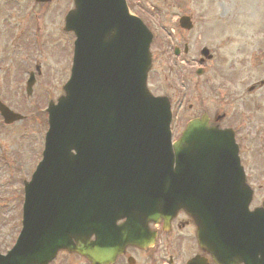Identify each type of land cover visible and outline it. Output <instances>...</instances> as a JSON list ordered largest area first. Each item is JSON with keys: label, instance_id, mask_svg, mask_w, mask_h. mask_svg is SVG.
<instances>
[{"label": "water", "instance_id": "water-1", "mask_svg": "<svg viewBox=\"0 0 264 264\" xmlns=\"http://www.w3.org/2000/svg\"><path fill=\"white\" fill-rule=\"evenodd\" d=\"M75 5L67 18V30L77 36L72 76L49 111L44 158L25 185L23 229L0 264H49L61 250L106 264L117 253L109 248L106 230L123 217L119 209L127 200L153 206L155 215L142 213L145 220L169 221L190 196L189 163L195 168L191 178L210 172L203 185L207 197L212 179L230 184L238 162L233 138L208 122H192L172 144L170 105L147 88L153 35L130 15L125 0H75ZM181 23L188 27L187 19ZM243 179L240 172L244 184ZM258 218L256 213L255 222ZM217 221L223 225L218 246L231 247L234 217L229 212ZM200 236L207 245L206 235ZM255 252L264 255V239Z\"/></svg>", "mask_w": 264, "mask_h": 264}, {"label": "flooded vegetation", "instance_id": "flooded-vegetation-1", "mask_svg": "<svg viewBox=\"0 0 264 264\" xmlns=\"http://www.w3.org/2000/svg\"><path fill=\"white\" fill-rule=\"evenodd\" d=\"M133 1L129 0L132 9L135 8ZM73 8V0H0V107L16 112L15 105H26L32 112L31 117L46 125V108L50 101H56L62 95L71 72L72 61H67L69 76L65 80L60 76L61 81L58 80L62 48L65 44L73 50L75 41L74 33L65 29L66 16ZM193 23L194 28L188 31L180 29L175 23L173 28L176 30L169 35L173 50L187 61V69L181 75L184 86L178 83L177 73L171 72L168 93L159 96H166L170 101L177 134H181L192 121L203 118L212 127L231 130L246 183L245 190L234 193L235 200L238 201L241 196L243 203H246L252 194L247 205L234 209L236 215L240 212L245 216L250 233L244 229L237 235L231 264H264V255H256L254 247L255 225L264 233V181L256 179V169L260 167L255 159L257 155L264 166V70L260 71L262 77L259 80L250 82L255 71L243 65L241 68L234 65L224 68L227 59L232 56L234 60L239 52L238 47L233 48L229 41L222 48H207L208 54L204 56L207 59L203 58L202 49H195L196 56L192 58V48L187 38L198 25L197 22ZM70 55H73V51ZM214 60L220 61L214 64ZM48 95L53 96L48 99ZM14 126L5 123L0 111V139L8 140ZM255 140L258 144L250 146ZM0 158L12 171L8 154L2 146ZM200 179V176L192 177L191 182L187 183L188 188H197L201 184ZM232 184L238 186L239 182ZM218 194V200H221V190ZM186 201V208L172 220L148 224L152 239L147 246H128L113 264L223 263L218 262L222 259L221 253L213 255L198 240L199 232L206 231V213L221 215L222 204L217 202L209 208L198 203L192 205L190 203H195V196H189ZM256 213L259 216L257 222L254 220ZM13 245L14 241L8 247L3 242L0 254H6ZM251 250L253 254L249 253ZM62 257L63 262L55 263L74 264L72 260L77 259L76 264H90L75 255L61 253L59 259Z\"/></svg>", "mask_w": 264, "mask_h": 264}, {"label": "rangeland", "instance_id": "rangeland-1", "mask_svg": "<svg viewBox=\"0 0 264 264\" xmlns=\"http://www.w3.org/2000/svg\"><path fill=\"white\" fill-rule=\"evenodd\" d=\"M140 1H142V10H145L143 16H141L142 19L156 31H153L156 38L154 45H152L154 62L148 80V87L155 95L168 93L172 78L170 73H173V63L165 55L164 48L167 46L164 39L169 35V32H172L170 28L175 26L174 23L185 15L193 16L194 20L198 22L195 31L187 38L192 48V58L195 59V49H203L204 47L222 48L229 41L232 42L233 48L238 47L239 52L236 53L234 60L232 56L229 57L227 64L223 67L230 65L241 67L243 65L244 68L255 71L250 82L259 80L262 77L260 71L264 70V0ZM201 18L203 20L206 18L205 23L202 22ZM208 18L209 21H207ZM227 22L230 25H227ZM242 48L244 49L243 52L240 51ZM72 51L64 44L61 51L62 66H60L58 73V80L60 81V76L63 80L69 76L67 61H72L70 55ZM173 60L177 64L178 71L175 69V73L178 76V83L184 86L181 83V75L187 69V66L185 67L187 61L184 58ZM219 61L214 60V64ZM15 109L28 117L29 115L32 116V112L26 105H15ZM45 130L46 127L40 120L36 122L34 118L30 117V119L13 127L11 137L8 140L4 139L3 141L0 139V146L7 152L9 164L13 167L12 171L7 169L0 158V241L5 242L7 247L11 241H16L22 228L24 195V181L22 179L30 180L32 171L41 160ZM257 144L258 142L255 140V143L251 142L249 145L255 147ZM255 159L260 167V169H256V179L264 181V166H262L263 164L257 155H255ZM18 165L21 170L17 169ZM0 246H2L1 242ZM60 261L63 262L64 258L58 259V262ZM72 262L76 264V259H73Z\"/></svg>", "mask_w": 264, "mask_h": 264}]
</instances>
